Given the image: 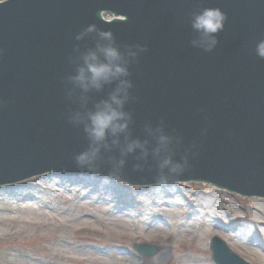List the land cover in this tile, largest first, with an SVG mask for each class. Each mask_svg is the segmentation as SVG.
Segmentation results:
<instances>
[{
  "label": "water",
  "instance_id": "obj_1",
  "mask_svg": "<svg viewBox=\"0 0 264 264\" xmlns=\"http://www.w3.org/2000/svg\"><path fill=\"white\" fill-rule=\"evenodd\" d=\"M48 171L264 197V0L0 3V185Z\"/></svg>",
  "mask_w": 264,
  "mask_h": 264
},
{
  "label": "rangeland",
  "instance_id": "obj_2",
  "mask_svg": "<svg viewBox=\"0 0 264 264\" xmlns=\"http://www.w3.org/2000/svg\"><path fill=\"white\" fill-rule=\"evenodd\" d=\"M44 175L0 189V264H214L209 241L216 235L264 264V199L199 182L131 187L98 175ZM25 203L33 214L15 206ZM48 212L53 221L40 216ZM74 218L91 226L76 231ZM58 241L108 257L77 259L56 248ZM135 243L161 250L142 258Z\"/></svg>",
  "mask_w": 264,
  "mask_h": 264
},
{
  "label": "bare ground",
  "instance_id": "obj_3",
  "mask_svg": "<svg viewBox=\"0 0 264 264\" xmlns=\"http://www.w3.org/2000/svg\"><path fill=\"white\" fill-rule=\"evenodd\" d=\"M46 148L49 149L50 146L48 144H46V145L43 144L40 149L44 150ZM57 174L60 175V173H57ZM47 175L48 176H54V173L53 174L47 173L44 176H47ZM41 177H43V176L41 175ZM56 178H59V177L56 176ZM165 186H169V185H165V184L162 185L161 184L159 187H165ZM7 188H9V186L5 185V186H2L0 189H7ZM153 189H155V188H153ZM19 198H20L21 201H23V199H30L28 196H22V197L19 196ZM15 206H16V208L22 209V211H24L26 213L33 214L35 212V209H34L33 205L30 204V203L21 204V206H18V205H15ZM40 216H42V219L44 221H48V220H52L53 221V217L52 216L50 217L49 212L48 213H41ZM88 219H90V218H88ZM73 225L75 226V230L76 231L82 230L83 228H81V227H83V226L84 227L91 226L89 220L84 219V218H81V219L74 218L73 219ZM83 230H85V229H83ZM56 248H60V250H63L64 253L69 254V255H74L75 258L82 259V260L86 259V258H89V257H92V258L100 261V260H105L108 257V253H106V252H100V251H97V250L91 251L89 249L83 248L82 245L80 247H77V248L76 247H72V246H68V245H63L61 243V241L57 242ZM115 257H116V255H115ZM110 258H111V256H110Z\"/></svg>",
  "mask_w": 264,
  "mask_h": 264
}]
</instances>
